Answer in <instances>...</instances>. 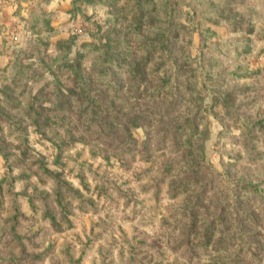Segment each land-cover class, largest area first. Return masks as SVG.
<instances>
[{
	"label": "rangeland",
	"instance_id": "1",
	"mask_svg": "<svg viewBox=\"0 0 264 264\" xmlns=\"http://www.w3.org/2000/svg\"><path fill=\"white\" fill-rule=\"evenodd\" d=\"M200 188L264 264V0H0V264H206Z\"/></svg>",
	"mask_w": 264,
	"mask_h": 264
},
{
	"label": "trees",
	"instance_id": "2",
	"mask_svg": "<svg viewBox=\"0 0 264 264\" xmlns=\"http://www.w3.org/2000/svg\"><path fill=\"white\" fill-rule=\"evenodd\" d=\"M66 61V60H65ZM65 63V62H64ZM65 66L74 71L75 79L81 78V65L78 58L71 59L65 63ZM190 136H186L188 140ZM205 163L202 160H196V162L181 161L177 164L169 166L168 169H172V173L188 171L191 173H199ZM173 168H175L173 170ZM192 181H197L193 180ZM189 181V180H188ZM200 188L188 206V223L186 224L185 236L191 246H195L200 249L208 250L214 249L217 253L213 255L206 264H261L260 256L258 253L248 245L246 240H243V244L238 245L235 249H229L228 245L235 238L234 232H227L231 223H234V219L229 218V212L236 216L233 205L227 204V200H220L221 207H217L218 211L212 214H199L198 211L201 207V191ZM207 217L204 226L198 229L197 223H201L203 217ZM229 220H231L229 222ZM200 221V222H199ZM205 221V220H204ZM220 228L224 232L218 231ZM198 229V230H197ZM246 261V262H245Z\"/></svg>",
	"mask_w": 264,
	"mask_h": 264
}]
</instances>
